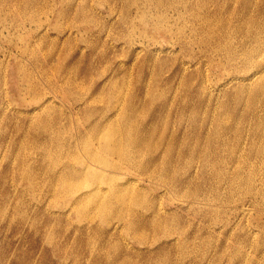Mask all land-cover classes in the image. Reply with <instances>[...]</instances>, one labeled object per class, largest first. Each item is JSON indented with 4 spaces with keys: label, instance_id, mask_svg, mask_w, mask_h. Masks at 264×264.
<instances>
[{
    "label": "rangeland",
    "instance_id": "rangeland-1",
    "mask_svg": "<svg viewBox=\"0 0 264 264\" xmlns=\"http://www.w3.org/2000/svg\"><path fill=\"white\" fill-rule=\"evenodd\" d=\"M261 61L264 0H0V264H264Z\"/></svg>",
    "mask_w": 264,
    "mask_h": 264
},
{
    "label": "bare ground",
    "instance_id": "bare-ground-1",
    "mask_svg": "<svg viewBox=\"0 0 264 264\" xmlns=\"http://www.w3.org/2000/svg\"><path fill=\"white\" fill-rule=\"evenodd\" d=\"M245 5V4H244ZM262 68V69H264V61L262 62H258V63H256V65H255V68ZM258 74H260V72H258V73H255V72H252V74L251 75H249L247 78H245V77H243V78H239V80H242V81H245L246 83H253L254 82V80L256 79V78H258L257 77V75ZM248 81V82H247ZM253 81V82H252ZM256 81V80H255ZM262 88V87H261ZM261 88H258L259 90H261ZM242 94H243V92H242ZM241 95V94H240ZM132 139H136V138H134V135L133 134H130L129 135ZM132 139H130L131 141H132ZM138 143L139 144H141V142H140V140H138ZM94 159H96V157H94ZM151 162H153V165L154 166H156V164L158 163V161H157V159L156 158H150V160H149V163H148V165H150V163ZM160 166V165H159ZM148 169H149V166H148ZM147 169V170H148ZM246 209H243L242 208V211H245Z\"/></svg>",
    "mask_w": 264,
    "mask_h": 264
}]
</instances>
